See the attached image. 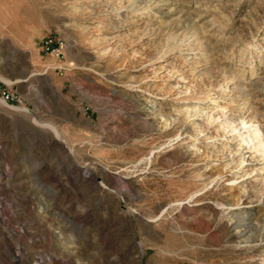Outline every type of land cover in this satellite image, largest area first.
<instances>
[{
	"label": "rangeland",
	"instance_id": "rangeland-1",
	"mask_svg": "<svg viewBox=\"0 0 264 264\" xmlns=\"http://www.w3.org/2000/svg\"><path fill=\"white\" fill-rule=\"evenodd\" d=\"M0 82V264H264V0H0Z\"/></svg>",
	"mask_w": 264,
	"mask_h": 264
},
{
	"label": "bare ground",
	"instance_id": "bare-ground-1",
	"mask_svg": "<svg viewBox=\"0 0 264 264\" xmlns=\"http://www.w3.org/2000/svg\"><path fill=\"white\" fill-rule=\"evenodd\" d=\"M257 34L258 33H254L252 36V39L254 40V42L257 41ZM248 51L252 52V49H249ZM233 83H235V82L232 81L230 83H227V81H226L225 87L223 89H225V91H227V88H233L234 87ZM237 90L239 91V90H241V88H237ZM210 95H212V92L206 91L203 93H198L194 97H196V98L207 97V98H209V100L212 103H216L217 100L213 96H210ZM226 106L227 105H225L224 107L226 108ZM230 113H231L230 111L229 112H226L223 110L220 111V113L217 115V117L219 118L218 124L222 128H227V131H229L228 136L230 137V139H234V138L238 139L239 147L240 146L246 147L248 149V151L257 153L258 156L260 155L261 158H263V160H264V124L262 123V121L256 120L255 118H253V115L252 116L243 115V116H240V118L238 119L237 117H235L234 115H232ZM48 125L55 132H57L53 125H51L49 123H48ZM243 161H244V157H241V155H240L238 157L239 166L243 164ZM251 171H252V169L249 172L244 171V173L240 174L239 177H243V175L250 174ZM236 179L237 178L233 179L232 181H235ZM239 181L240 180H238L237 182H239Z\"/></svg>",
	"mask_w": 264,
	"mask_h": 264
},
{
	"label": "built area",
	"instance_id": "built-area-1",
	"mask_svg": "<svg viewBox=\"0 0 264 264\" xmlns=\"http://www.w3.org/2000/svg\"><path fill=\"white\" fill-rule=\"evenodd\" d=\"M63 41L53 35L46 36L42 41V50L55 52V55L59 56L62 53ZM0 101L4 103L19 102L16 94L8 88L5 84L0 82Z\"/></svg>",
	"mask_w": 264,
	"mask_h": 264
}]
</instances>
